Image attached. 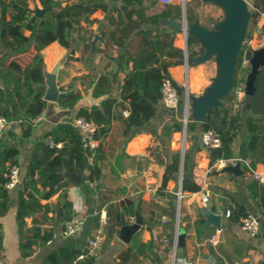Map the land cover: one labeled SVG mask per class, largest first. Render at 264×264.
I'll return each instance as SVG.
<instances>
[{
	"label": "trees",
	"instance_id": "obj_1",
	"mask_svg": "<svg viewBox=\"0 0 264 264\" xmlns=\"http://www.w3.org/2000/svg\"><path fill=\"white\" fill-rule=\"evenodd\" d=\"M36 2L48 8L41 16L34 13ZM171 4L158 0H116L105 22L98 29L100 44L93 47L94 34L90 28L92 19L88 16L97 8L106 10L108 5L105 0H0V116L9 121L20 120L18 126L22 136L31 132L33 120L42 113L46 104L44 64L40 52L43 47L57 40L71 51L77 50L79 58L86 63L94 61L97 55L109 58V63L96 78L86 82V87L91 88L93 97H105L92 104L89 109L80 108L76 114L92 119L98 125L95 136L99 143L96 147L90 150L84 145L80 131L73 124V118L56 122L48 132L49 138L34 144L23 182L16 186L19 190L15 217L19 227L18 244L22 255H29L34 250L35 242L27 232H31L35 237L42 234L45 240L51 237L50 231L43 233L41 230L42 223L47 220L50 205L41 203L40 199L49 198L63 189V205L70 204L65 195V187L70 180L65 177V172L87 170L88 180L98 179L100 167L94 158L98 155L99 146L110 129L112 119L128 121L124 128V133L127 134L132 127L143 126L149 123L152 117L160 115L161 105L164 106L160 99V79L163 75H168L170 66L183 60V50L173 43L178 28L161 22L170 16L167 6ZM155 5L160 9L149 14V9ZM251 5L252 12L246 31L249 37L264 12V0H251ZM212 8H218L221 12L217 5ZM180 13V5L176 3L173 17L179 19ZM222 17V12L213 15L205 12L202 4L197 6L185 0L187 23L197 19L201 26L209 28ZM84 20L87 22L85 26L81 23ZM144 24H150L151 27L144 28ZM261 29L264 31V22ZM127 38L130 39L125 43ZM194 46L197 47L196 50H193ZM109 48L116 51L117 62L108 55ZM22 51L32 52L33 61L19 70L9 59ZM187 52L189 56L203 52L202 46L191 35L187 36ZM244 57H250V50L246 46L239 51L233 83L228 94L220 99L216 107L206 109L201 119L187 118L185 123L187 132L200 134L212 129L218 135L219 145L205 146L210 164L217 159L235 156L232 149L233 140L244 130L247 138L239 140L236 156L248 159L254 168L258 164L264 165V129L246 123L248 118H264V63L254 75L252 91L247 101L245 102L244 97L238 100L237 87H244L249 71V63L242 64ZM120 71L125 74L122 83L117 79ZM76 79L85 81L83 76L75 77L70 85H73ZM174 84L178 92L177 107L182 106L183 87L175 82ZM80 97L79 89H69L59 95L57 103L59 106L72 108ZM123 110L127 111L126 116L123 115ZM182 127V121L173 119L171 123H164L163 131L170 135ZM49 139L53 143L59 142L60 145H50ZM148 150L164 166L158 190L165 192L168 180H178L181 153L179 150L169 151L158 145L151 146ZM17 155L18 149L5 144L0 134V216L7 212L9 206L10 197L5 182L8 178V168L16 163ZM89 156L93 158V162L89 160ZM182 156L181 190L195 191L198 185L193 181L192 173L188 171L186 150ZM256 182L254 179L253 184ZM167 195L173 218L176 195L174 192ZM113 197L114 195L99 191L96 196L97 209L100 210ZM260 201L264 205V192L260 194ZM230 210L229 217L236 221H240L247 213L241 206L231 207ZM26 216H31V227H25ZM139 234L140 231L134 233L133 242ZM131 251L132 247L124 250L120 253V260L112 264H128ZM77 252L60 248L59 251L52 252L50 257L55 261L59 259L60 264H67Z\"/></svg>",
	"mask_w": 264,
	"mask_h": 264
},
{
	"label": "crops",
	"instance_id": "obj_2",
	"mask_svg": "<svg viewBox=\"0 0 264 264\" xmlns=\"http://www.w3.org/2000/svg\"><path fill=\"white\" fill-rule=\"evenodd\" d=\"M188 1L197 6L202 4L204 10L217 5L207 0ZM105 3L108 5L106 10L97 8L88 16L89 19H92L90 28L94 34L93 47H98L100 44L98 29L105 22L106 16L115 5L116 0H105ZM171 3L167 6L170 16L161 22L173 26L174 23L182 22L183 1L173 0ZM176 3H179L181 8L179 19L173 17ZM217 6L222 12L221 7ZM40 9L43 7L36 2L34 13L38 16L40 15L36 13V10ZM159 9V6L155 5L149 9L148 13ZM46 11L44 10L42 14ZM81 23L83 26L87 24L85 20ZM214 26L215 24H212L211 27L204 28L196 22H191L186 25V38L181 26L175 35L173 43L183 50V60L170 66L168 75L176 85L183 87L184 103L182 108L176 107L171 110L161 105L160 115L152 117L149 123L143 126L132 127L127 134L124 133V128L128 121L119 118L112 119L110 129L104 135L98 155L94 158L100 167L98 179L88 180L87 170L83 171L85 179L79 182H74L65 174V177L70 180L65 187L66 199L70 204L63 205V189L58 190L49 198L40 199L41 203L50 205L47 220L42 223L41 230L43 233L50 231L51 237L45 240L42 234L35 237L31 232H27L35 244L33 252L26 256L21 254L18 244L19 227L15 217L19 187L16 185L8 188L9 206L7 212L0 216V264H60L59 259L55 261L50 257V254L59 251L60 248H67L74 252L81 249L86 244L93 228L98 224L97 216L101 210L108 215L106 232L96 255L89 264L118 262L120 253L129 247H132V251L128 264H264V205L260 201V194L264 192V165L258 164L256 167L262 171L260 178L254 177L243 166H240L242 172L237 175L231 171H223V166H219L216 161L212 164L209 163L207 150L200 141V134L187 132L185 129L183 135L185 114L187 118L199 120L203 110L214 107L220 100L219 98L212 100L208 93L218 78L215 53H205V48L199 41L200 30L209 31ZM142 27H151V25L144 24ZM190 33L202 46V53H194L189 56L187 36ZM132 34L133 32L130 35ZM129 39L127 38L125 43ZM196 49L197 47L194 46L193 50ZM40 52L44 73L50 72L56 66V86L65 91L79 89L81 97L72 108L59 106L57 101L46 100L42 113L33 122L31 132L26 136L21 135L17 123L5 126L2 133L4 143L18 149L15 165L18 166V178L21 183L34 144L49 138L48 132L56 122L74 118L80 108L89 109L92 104L105 97L104 95L93 97L91 88L86 87V82L96 78L99 72L104 69L109 63L108 56L97 55L94 61L86 63L79 58L77 50L71 51L57 40L48 43ZM107 53L116 62L118 61L116 51L109 48ZM32 61L33 53L29 51H22L9 59V62L19 70ZM124 75V72H118L117 79L120 83H122ZM79 76H83L85 81L81 82L76 79L73 85H70L73 79ZM186 101L187 109L185 110ZM173 119L182 121L183 127L181 130L173 131L167 135L163 131V125L171 123ZM246 123L264 129V118H248ZM125 137L126 139H124ZM246 138L247 135L242 130L239 136L233 140L232 149L235 156L238 152L239 140ZM98 143L99 141H97ZM156 145L169 151L179 150L180 153L182 150L183 152L186 150L188 168L191 169L192 176L197 174L205 179L206 188L210 194L209 206L213 212L221 216L222 230L215 245L206 240L216 226L211 223L206 224L205 216L198 205L200 191H183L179 201L176 198L173 218L169 201L150 197L148 193L150 188L160 191L158 189L164 171V166L148 150L149 147ZM89 160L93 162V158L90 156ZM254 179L257 182L253 184ZM178 180H168L165 184V193L175 192L178 188ZM99 191L110 196L114 195L100 210L96 206V196ZM177 203L178 216H176ZM235 206L244 207L246 212L257 215L259 220L257 234H249L240 227L238 220H233L223 214L226 208L231 209ZM135 210L139 212L142 223L137 229L131 231L127 238H124L121 236L120 214H123L126 224L131 225L134 220H131L130 216L135 219ZM72 216H77L80 219L79 229L73 234L65 235L63 223ZM162 216L165 217V221L162 220ZM24 219L25 227H31V216H26ZM137 231H140V234L133 242V235Z\"/></svg>",
	"mask_w": 264,
	"mask_h": 264
},
{
	"label": "water",
	"instance_id": "obj_3",
	"mask_svg": "<svg viewBox=\"0 0 264 264\" xmlns=\"http://www.w3.org/2000/svg\"><path fill=\"white\" fill-rule=\"evenodd\" d=\"M211 1L219 6H222L224 9L223 17L221 21L214 23L215 25L219 24L221 27L219 31L214 30H206L201 29V35L199 38L200 43L205 48V53L217 52L215 55L216 63H217V71L218 78L215 80L212 88L209 90V94L213 99L223 98L228 94L231 89L233 83V70L235 69V60L237 61L238 50L240 46L241 39L243 38L248 19L250 13L248 11L247 2L245 0H207ZM182 22L174 23L173 27L179 28L180 26L183 28L186 38V18H185V2L182 3ZM47 7H43V9L36 10V13L41 16L44 10H47ZM194 22L198 23L196 19ZM200 25V24H199ZM205 28V27H204ZM195 37L193 34H189ZM264 63V51H260L257 53V57L252 59L250 62V70L246 75V80L244 83V91L246 96V101L250 96L252 91V80L254 78L255 73L259 70V67ZM55 70L56 66H54L50 72H45V93L44 99L57 101L59 95L63 93L65 90L59 89L55 83ZM220 101V100H219ZM217 102V104L219 103ZM186 103L184 104V109L186 110ZM217 104L214 106L216 107ZM213 107V108H214ZM179 109L182 106H178ZM173 110L174 108H170ZM208 109V108H207ZM206 110V109H205ZM205 110L202 111L201 117ZM14 124V123H11ZM183 131L185 132V125L183 127ZM183 150L181 151V162H180V174L178 180V188L181 189V178H182V156ZM223 171H231L234 174H240L241 168L239 163L234 165L228 164L222 167ZM188 171L191 172V169L188 168ZM67 177L74 182H79L82 179H85V175L83 172H65ZM178 201V200H177ZM201 212L205 216L206 224L211 223L212 225L219 227L221 216L218 213H215L211 210L209 206H205L201 208ZM135 219L131 225H127L126 221L123 217V214H120L121 225H122V235L124 238H127L131 231H134L138 228V226L142 223L141 216L137 210L134 212ZM176 216H178V203L176 207Z\"/></svg>",
	"mask_w": 264,
	"mask_h": 264
},
{
	"label": "built area",
	"instance_id": "obj_4",
	"mask_svg": "<svg viewBox=\"0 0 264 264\" xmlns=\"http://www.w3.org/2000/svg\"><path fill=\"white\" fill-rule=\"evenodd\" d=\"M162 3H171L173 0H158ZM184 1V0H182ZM264 15V12L261 13ZM244 59V58H243ZM243 65L246 63V60H242ZM160 99L165 108H176L178 104V92L177 88L169 75H163L160 79ZM245 95L244 87H237V99L240 100ZM123 114L127 115V111L123 110ZM38 117V116H37ZM37 117L33 120L35 121ZM20 120L16 121H9L4 116H0V134L3 133V130L6 125L14 123L18 124ZM187 121L186 114L183 117V123L185 124ZM73 124L78 128L80 131L84 145L88 147L90 150H93L96 145L98 139L96 138L95 134L98 129V125L89 118L84 116H75L73 118ZM183 131V135H184ZM200 141L204 146L215 147L219 145L220 139L215 131L212 129H208L202 131L200 133ZM50 145L59 146L60 143H53L51 139H49ZM219 166H225L228 164L234 165L239 163L240 166L245 167V169L251 173L254 177L260 178L262 171L254 168L250 165L248 159H241L237 156H233L231 158H221L215 160ZM18 166L12 164L8 168L7 172V181L5 182V186L7 188L14 187L16 185H21V182L18 178ZM193 181L198 185V191H200V198L198 201V205L200 208L209 206L210 204V194L207 190L206 186L207 183L203 177L200 175L194 174L192 176ZM150 197H153L158 200L169 201V196L165 192L157 191L154 188H150L148 190ZM175 195L177 200L182 197L183 191L180 188L175 190ZM210 207V206H209ZM231 210L230 208H226L223 212L225 216H230ZM131 220H134L133 216H130ZM108 215L105 211L101 210L98 216V224L93 228L86 244L79 249V251L74 255V257L67 263V264H89L92 258L96 255L102 239L106 232V225H107ZM162 220L165 221V217L162 216ZM240 227L247 231L251 235H255L259 232V220L256 214L252 212H247L240 218L239 221ZM80 226V219L77 216H72L69 219L65 220L63 223V233L65 235L75 233ZM222 227H216L214 231L206 238V240L215 245L218 242V235L221 232Z\"/></svg>",
	"mask_w": 264,
	"mask_h": 264
},
{
	"label": "rangeland",
	"instance_id": "obj_5",
	"mask_svg": "<svg viewBox=\"0 0 264 264\" xmlns=\"http://www.w3.org/2000/svg\"><path fill=\"white\" fill-rule=\"evenodd\" d=\"M247 2V7H248V11L250 13L249 19H248V23H247V27H246V31L250 22V17H251V12H252V5H251V0H245ZM222 9V12L224 13V9L222 6H220ZM205 12H210L213 15H218L219 14V10L218 8H212V7H208L206 10H204ZM221 13V12H220ZM221 21V20H220ZM264 22V15L261 14V16L259 17V20L256 24V27L252 30V34L251 36H247V32L245 31V34L243 36V38L241 39L240 42V46H239V50H238V54L239 51L242 47H248L250 50V57H244L243 60H246V63H249V70H250V62L252 61V59H255L257 57V53L260 51H264V31L261 29V25ZM220 26L219 24L215 25L214 30L219 31L220 30ZM243 64V62H242ZM235 65H236V60H235ZM235 68V66H234ZM233 75H234V70H233Z\"/></svg>",
	"mask_w": 264,
	"mask_h": 264
},
{
	"label": "bare ground",
	"instance_id": "obj_6",
	"mask_svg": "<svg viewBox=\"0 0 264 264\" xmlns=\"http://www.w3.org/2000/svg\"><path fill=\"white\" fill-rule=\"evenodd\" d=\"M214 53H215V55H216L217 52H214Z\"/></svg>",
	"mask_w": 264,
	"mask_h": 264
}]
</instances>
